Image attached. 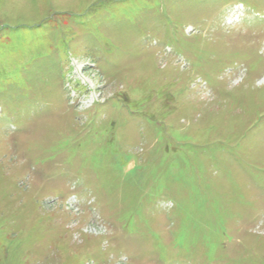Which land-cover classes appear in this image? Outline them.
Returning a JSON list of instances; mask_svg holds the SVG:
<instances>
[{
    "label": "rangeland",
    "instance_id": "rangeland-1",
    "mask_svg": "<svg viewBox=\"0 0 264 264\" xmlns=\"http://www.w3.org/2000/svg\"><path fill=\"white\" fill-rule=\"evenodd\" d=\"M261 17L0 0V264H264Z\"/></svg>",
    "mask_w": 264,
    "mask_h": 264
}]
</instances>
